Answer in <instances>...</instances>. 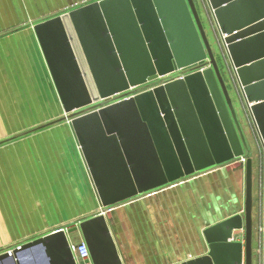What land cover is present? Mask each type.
Segmentation results:
<instances>
[{
    "label": "water",
    "instance_id": "water-1",
    "mask_svg": "<svg viewBox=\"0 0 264 264\" xmlns=\"http://www.w3.org/2000/svg\"><path fill=\"white\" fill-rule=\"evenodd\" d=\"M206 2L229 56L232 84L261 144L258 206L255 162L246 156L249 144L235 99L196 0H100L42 21L35 30L104 211L246 158L243 212L207 227V253L178 264H264V0ZM186 68L195 70L98 105ZM104 211L24 243L12 255L2 253L0 264H32L33 256L40 264H77L69 240L77 231L94 264H123Z\"/></svg>",
    "mask_w": 264,
    "mask_h": 264
},
{
    "label": "crops",
    "instance_id": "crops-1",
    "mask_svg": "<svg viewBox=\"0 0 264 264\" xmlns=\"http://www.w3.org/2000/svg\"><path fill=\"white\" fill-rule=\"evenodd\" d=\"M95 1L0 0V255L105 210L35 30ZM245 159L107 208L123 264H178L206 254L203 231L244 210Z\"/></svg>",
    "mask_w": 264,
    "mask_h": 264
},
{
    "label": "rangeland",
    "instance_id": "rangeland-1",
    "mask_svg": "<svg viewBox=\"0 0 264 264\" xmlns=\"http://www.w3.org/2000/svg\"><path fill=\"white\" fill-rule=\"evenodd\" d=\"M197 6H198V10L200 12L202 21L204 23L205 26V30L207 32V35L209 37V40L212 44L213 47V51L215 54V57L217 59V62L221 68V70L223 71V74H227V77L229 78V89L230 91L233 93V98L235 99V104H236V108H239L238 111H241L244 115L243 120H241V124L243 127V130L245 132V135L247 137V141L249 144V153L250 156H254L256 158L255 160V174H254V187H255V196L257 198V205L259 204V197H260V187H261V181H262V174H263V157L261 156V144L258 138V135L255 131L254 125L252 123L249 111L246 107V105L244 104V102L242 103L239 96L237 95L235 88L232 84V80H230L231 78H233V76L231 74H233L232 72V66L229 60V56L225 47V44L220 36L219 30L217 28V25L213 19L212 13L208 7V4L206 2V0H196ZM175 74H171L165 77V79H168L172 76H174ZM231 76V78H230ZM162 79H158L154 82H149L148 84L153 85L156 84L157 82L159 83ZM145 86H141L139 87V89H143L145 88ZM241 118V116H240ZM247 125V126H246ZM247 127L249 128V131L247 130ZM258 154V155H257ZM258 156V157H257ZM197 173V172H195ZM187 177V176H186ZM185 178V177H184ZM183 179V178H182ZM181 179V180H182ZM180 181V180H179ZM83 239L82 236L78 237L77 240H81ZM76 240V241H77ZM39 260L43 261V257L40 255ZM3 264H13V262L10 259L5 260V262H3Z\"/></svg>",
    "mask_w": 264,
    "mask_h": 264
},
{
    "label": "built area",
    "instance_id": "built-area-1",
    "mask_svg": "<svg viewBox=\"0 0 264 264\" xmlns=\"http://www.w3.org/2000/svg\"><path fill=\"white\" fill-rule=\"evenodd\" d=\"M194 70H195L194 68L193 69L192 68L179 69V70L171 73V74H175V75L170 77V78H168V79H165V77L168 76V75H171V74L159 77L158 79H162L159 83L157 82L156 84L150 85V84H148L149 83L148 82V83H145V84H142V85H139V86L131 87V88H129L128 90H126L124 92L117 93V94L112 95V96H110V97H108L106 99H102L99 102L98 105L99 106H105V105H108V104H111V103H114V102H117V101H120V100H123V99H127V98H130V97H133V96H135V95H137L139 93H142L144 91L151 90V89H153L156 86L163 85V84H165L168 81L179 79V78H183L186 74L191 73ZM158 79H156V80H158ZM156 80H154V81H156ZM154 81H150V82H154ZM145 85H146L145 88H143L142 90L139 89V87L145 86ZM20 247H21V245L16 246L13 249H10L8 251V253L10 255H12L14 253V250L16 248H20ZM70 247H71L73 255H74L75 259H76L77 264H94L93 260H92V257H91V252H90L89 246L85 242L84 239L77 240V241H71L70 242Z\"/></svg>",
    "mask_w": 264,
    "mask_h": 264
},
{
    "label": "bare ground",
    "instance_id": "bare-ground-1",
    "mask_svg": "<svg viewBox=\"0 0 264 264\" xmlns=\"http://www.w3.org/2000/svg\"><path fill=\"white\" fill-rule=\"evenodd\" d=\"M39 256V255H38ZM40 257V256H39ZM27 260H28V258H26ZM30 259V263H32L33 264V262L34 261H36V257L35 256H33L32 258H29ZM40 263V262H39Z\"/></svg>",
    "mask_w": 264,
    "mask_h": 264
}]
</instances>
